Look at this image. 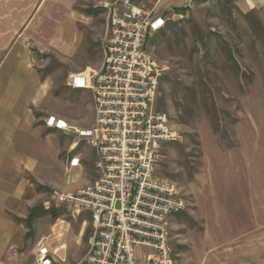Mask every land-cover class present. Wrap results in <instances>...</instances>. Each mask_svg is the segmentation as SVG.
Instances as JSON below:
<instances>
[{
    "label": "rangeland",
    "instance_id": "374dc122",
    "mask_svg": "<svg viewBox=\"0 0 264 264\" xmlns=\"http://www.w3.org/2000/svg\"><path fill=\"white\" fill-rule=\"evenodd\" d=\"M99 1L79 0L75 6L82 14L83 39L73 63L83 60L93 70L103 61L107 28ZM146 45L166 67L155 108L177 135L162 145L155 174L174 182L188 202L170 216L175 259L264 264V0H192L180 12L169 11L165 26L152 32ZM49 66L56 75L53 109L63 110L71 99L70 113L82 114L78 123L65 120L70 129L62 136L77 141L80 152L87 142L74 130L93 124V94L89 89L72 97L66 65L51 59ZM30 179L40 194L30 235L40 236L36 245L44 239L53 264L79 263L92 235L89 213L53 203L51 196L60 190ZM148 252L135 247L137 264Z\"/></svg>",
    "mask_w": 264,
    "mask_h": 264
},
{
    "label": "built area",
    "instance_id": "2783aa9c",
    "mask_svg": "<svg viewBox=\"0 0 264 264\" xmlns=\"http://www.w3.org/2000/svg\"><path fill=\"white\" fill-rule=\"evenodd\" d=\"M159 1H99L107 18L102 65L69 81L72 88L93 94V124L74 131L95 149L97 173L92 184L51 196L53 203L72 206L76 214L89 213L92 235L77 264H137L136 246L149 251L141 264H180L170 245V216L188 202L174 182L155 174L162 145L177 137L154 104L166 67L146 45V38L167 21L155 12ZM44 121L70 129L53 115ZM79 164L71 157L65 173ZM43 240L37 244L39 264H53Z\"/></svg>",
    "mask_w": 264,
    "mask_h": 264
},
{
    "label": "crops",
    "instance_id": "0c3cea01",
    "mask_svg": "<svg viewBox=\"0 0 264 264\" xmlns=\"http://www.w3.org/2000/svg\"><path fill=\"white\" fill-rule=\"evenodd\" d=\"M78 1L0 0V264H39L36 241L40 236L32 238L29 221L40 194L31 177L62 193L81 189L97 178L95 149L86 143L75 152L78 142L62 137L68 133L44 121L53 115L78 123L82 117L80 110L75 116L70 113L71 99L63 110L53 109L56 75L49 66L51 59L66 65L69 80L85 75L90 67L83 60L73 63L83 39L82 14L75 7ZM191 1L160 0L155 12L167 16ZM89 91L74 88L72 97ZM89 106L94 115L92 103ZM71 157H77L80 164L62 175Z\"/></svg>",
    "mask_w": 264,
    "mask_h": 264
},
{
    "label": "trees",
    "instance_id": "16d2710c",
    "mask_svg": "<svg viewBox=\"0 0 264 264\" xmlns=\"http://www.w3.org/2000/svg\"><path fill=\"white\" fill-rule=\"evenodd\" d=\"M178 11H182L181 9H177Z\"/></svg>",
    "mask_w": 264,
    "mask_h": 264
}]
</instances>
